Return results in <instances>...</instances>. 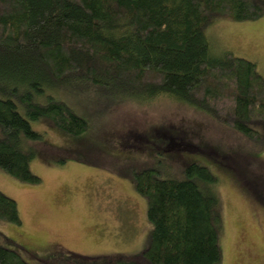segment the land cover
I'll list each match as a JSON object with an SVG mask.
<instances>
[{
    "label": "trees",
    "instance_id": "16d2710c",
    "mask_svg": "<svg viewBox=\"0 0 264 264\" xmlns=\"http://www.w3.org/2000/svg\"><path fill=\"white\" fill-rule=\"evenodd\" d=\"M262 14L256 0H0V171L40 182L30 171L38 155L26 143L43 142V134L30 122L48 120L70 136L86 132L87 121L64 100L78 89L138 103L168 96L263 149L264 76L230 51L211 56L204 35L217 19ZM181 175L153 167L127 175L151 224L135 264L221 263L217 177L195 162ZM0 222L21 223L16 202L1 191ZM0 264L27 262L0 246Z\"/></svg>",
    "mask_w": 264,
    "mask_h": 264
},
{
    "label": "rangeland",
    "instance_id": "374dc122",
    "mask_svg": "<svg viewBox=\"0 0 264 264\" xmlns=\"http://www.w3.org/2000/svg\"><path fill=\"white\" fill-rule=\"evenodd\" d=\"M256 2L260 18L217 19L204 35L211 56L230 51L264 76V0ZM66 96L89 129L70 136L48 120L30 122L43 134V142L26 143L38 155L30 171L40 182L26 185L0 171V191L21 219L18 226L0 222V246L27 264H135L151 224L127 175L153 167L180 179L195 162L217 177L220 264H264V148L168 96L144 103L85 89Z\"/></svg>",
    "mask_w": 264,
    "mask_h": 264
}]
</instances>
